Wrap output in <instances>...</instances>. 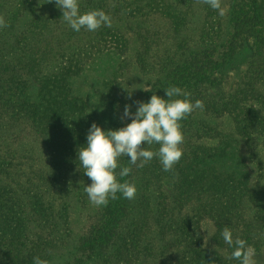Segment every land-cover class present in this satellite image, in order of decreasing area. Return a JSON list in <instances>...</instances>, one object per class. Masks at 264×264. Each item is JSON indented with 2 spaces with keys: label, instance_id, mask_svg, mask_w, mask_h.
<instances>
[{
  "label": "trees",
  "instance_id": "16d2710c",
  "mask_svg": "<svg viewBox=\"0 0 264 264\" xmlns=\"http://www.w3.org/2000/svg\"><path fill=\"white\" fill-rule=\"evenodd\" d=\"M52 1L55 9L47 11ZM78 3L81 13L103 10L89 0ZM123 3L118 8L130 7ZM205 5L203 28L194 35L184 8L165 0L151 4L168 19L179 59L152 86L147 101L153 93L166 98L165 89L178 86L193 103L200 99L204 104L181 121L180 161L164 171L159 158L139 168L120 157L121 167L132 171L118 179L135 183V198L118 192L89 215L72 242L70 196L76 204L90 201L84 188L91 180L80 166L78 149L86 145L93 122L106 131L126 126L119 109L120 74L114 67L102 68L109 56L104 46L92 45L96 54L88 61L85 46L83 54L82 48L69 57L53 54L60 39L51 33L62 15L55 0H0L7 23L0 28V264H34V257L49 264L59 257L61 264H240L231 258L234 246L224 242L222 230L228 227L234 240L254 247L264 240V184L254 182L240 146L257 135L264 138V113L246 98L264 83V0H232L226 32L220 23L216 26L218 10ZM141 43L140 64L146 69L150 39ZM114 50L118 58V46ZM244 51L250 61L247 80L226 89L223 75ZM106 72L103 107L91 100L84 83L96 85ZM202 112L229 117L230 132L219 134L214 125L195 123L192 116ZM25 135L42 144L44 163L28 174H15L10 167L18 153L14 145ZM202 138L217 139L206 145ZM203 218L212 221V240L222 251L203 246Z\"/></svg>",
  "mask_w": 264,
  "mask_h": 264
},
{
  "label": "rangeland",
  "instance_id": "374dc122",
  "mask_svg": "<svg viewBox=\"0 0 264 264\" xmlns=\"http://www.w3.org/2000/svg\"><path fill=\"white\" fill-rule=\"evenodd\" d=\"M89 1L93 6L99 5L103 7V11L110 15L112 19L111 27L101 26L96 31H88L82 28L79 32H76L63 20L62 15H60L57 21H55L59 26H56L51 33L53 36H57V39H60V45L58 47L53 44V54L69 57L81 51L79 48L83 49V54L85 46L88 53L85 60L88 61L96 54V48H92V45L104 46L105 48L103 50L109 56H107V59L101 65L105 70L111 71L114 67L119 71L122 95L119 109L127 125L131 122L132 117H123L125 105H130V111L134 114L138 107L137 102H147L149 98L151 90L146 91L144 88L151 89L153 85L159 83L164 77L163 72L172 65V61L176 62L179 59V52L173 40L174 35L168 19L159 12L151 9V4L158 0ZM122 1L124 5L129 4L130 7L127 9L118 8ZM165 1L171 3L175 8H184L183 12L187 14L188 19L187 29L190 33L196 35L201 31L206 11L205 3H202L201 0ZM231 2L232 0H222V7H226L227 11L224 16L219 15L216 21V26L220 23L221 31L226 32ZM52 3L46 7L47 11H53L55 9L54 1ZM104 8H107V10H104ZM128 10H132V13H128ZM82 11L80 10V12ZM51 16L54 17L55 15L53 14ZM101 37L105 38V40L97 41L98 39L101 40ZM144 37L150 39V54L146 58V69L141 67L139 57V53L142 51L141 42ZM57 39L54 38L55 42ZM114 46H118L120 52L118 58L113 55L115 53ZM100 48L102 49V47ZM87 49L94 50L89 51ZM247 53L248 51H244L242 57L223 75L222 79L224 80L226 89L239 88L247 80L245 76L250 67L249 54ZM106 54L104 55L105 57ZM98 65L99 63L97 62L96 66ZM107 78L108 72L104 73L103 77H99L96 85L94 83L91 85L87 81L84 83L85 88L92 93L93 97L91 96V100L94 103H99V106L103 105V107L104 103L101 102L103 100V85L101 82ZM79 83L82 82L79 80ZM95 96L98 97L95 98ZM247 96V100L252 101L264 113V83L259 84L255 91H250V94ZM192 117L194 122L201 126L205 124L214 125L215 132H219V134L230 132L229 130L232 127L229 117L210 116L203 112ZM219 134L218 137L222 136ZM216 139L202 138L200 142L206 145H212L216 142ZM240 146L248 159L254 175V182L264 184V138L261 135H257L256 139L249 142H241ZM14 148L18 153L14 155L10 167L13 171L17 170L14 171L15 174L20 171L28 174L31 170H35L43 165V146L37 140L32 139V136H23L22 140L14 145ZM54 196L57 197V194L55 193ZM70 199L69 222L71 234L69 239L74 242L75 238L83 232L90 217L89 215L100 206H94L90 201L86 205H82L80 202L76 204L73 202L72 196H70ZM200 228L203 246L210 250L222 251L215 246L212 240L214 230L212 221L208 218H203L200 221ZM254 248L256 252L254 258L257 264H264V240ZM60 258H56L52 264H61L63 261Z\"/></svg>",
  "mask_w": 264,
  "mask_h": 264
},
{
  "label": "clouds",
  "instance_id": "9594fccd",
  "mask_svg": "<svg viewBox=\"0 0 264 264\" xmlns=\"http://www.w3.org/2000/svg\"><path fill=\"white\" fill-rule=\"evenodd\" d=\"M201 2L218 10L220 16L226 14L227 9L222 7V0ZM55 3L62 9L63 20L76 32L82 28L96 31L101 26L112 25L110 15L102 9L81 13L78 0H55ZM6 26L5 17L0 14V28ZM165 93L166 98L153 93L149 101L137 102L134 114L130 111L131 106L125 105L123 117L131 116L132 119L124 127L106 131L95 122L90 126L86 145L78 149V161L91 180L84 191L94 206H107L110 198H117L118 192L126 199L135 198V183L118 179L127 177L132 171L131 166L121 167L120 157L127 156L130 165L139 168H143L153 158H159L164 171H171L180 161L185 139L181 121L194 110H203L204 104L200 99L193 103L191 94L178 86L168 87ZM153 145H159L158 149H153ZM222 237L225 243L234 246L231 258L239 260L240 264H257L255 248L244 239L236 237L234 240L228 227L222 230ZM33 261L34 264H49L40 257H34Z\"/></svg>",
  "mask_w": 264,
  "mask_h": 264
}]
</instances>
